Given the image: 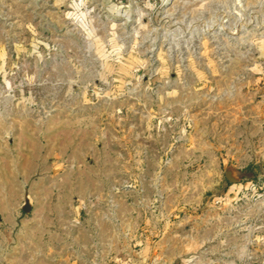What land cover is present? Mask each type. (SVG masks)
I'll return each mask as SVG.
<instances>
[{
    "label": "rangeland",
    "instance_id": "1",
    "mask_svg": "<svg viewBox=\"0 0 264 264\" xmlns=\"http://www.w3.org/2000/svg\"><path fill=\"white\" fill-rule=\"evenodd\" d=\"M0 264H264V0H0Z\"/></svg>",
    "mask_w": 264,
    "mask_h": 264
}]
</instances>
